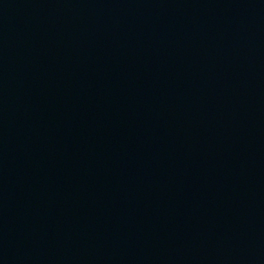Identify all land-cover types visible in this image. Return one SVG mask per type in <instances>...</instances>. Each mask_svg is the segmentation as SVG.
<instances>
[{
  "label": "water",
  "instance_id": "water-1",
  "mask_svg": "<svg viewBox=\"0 0 264 264\" xmlns=\"http://www.w3.org/2000/svg\"><path fill=\"white\" fill-rule=\"evenodd\" d=\"M0 264H264V0H0Z\"/></svg>",
  "mask_w": 264,
  "mask_h": 264
}]
</instances>
